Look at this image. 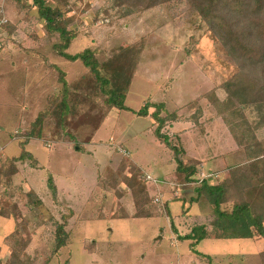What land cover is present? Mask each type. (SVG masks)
I'll list each match as a JSON object with an SVG mask.
<instances>
[{
  "label": "rangeland",
  "instance_id": "374dc122",
  "mask_svg": "<svg viewBox=\"0 0 264 264\" xmlns=\"http://www.w3.org/2000/svg\"><path fill=\"white\" fill-rule=\"evenodd\" d=\"M25 4L18 9L11 0L2 3L8 25L0 35V163L20 154V143L26 140L23 133L47 106V95L58 88V70L51 64L60 66L68 81L85 71L81 62L55 53L57 35L44 30L31 1ZM61 9L64 16L73 18L69 27L75 37L67 48L69 53L91 47L103 59L112 47L141 40L143 48L125 98L128 110L114 108L101 119V106L94 102L70 124L74 139L61 134L53 118H45L42 137L27 139L25 150L36 159L37 167H31L28 159L16 161L18 172L5 190L0 187V193L21 211L19 231L28 242L25 251L40 264H261L257 248L258 243L260 249L264 247V238L260 237V241L202 240L198 249L215 253L210 256L196 251L182 254L187 243L173 244V234H186L197 222H204L213 233V206L204 197L191 202L198 183L176 177L173 151L160 143L152 130L157 122L150 114L135 113L147 101L162 104L161 115L176 110L182 120L174 127L168 121L162 134L183 152V162L197 161L195 177L212 173L207 177L210 183L226 177L227 166L236 162L233 153L238 145L218 115L225 106L212 101L214 97L222 103L226 99L219 85L231 74L233 64L208 37L206 24L197 22L194 15L186 16L182 7L165 12L133 8L131 14L121 16L123 11L113 0H68ZM36 72L44 78L41 92L30 90ZM246 117L253 126L254 112ZM243 120L239 115L229 120L242 137L241 144L250 140ZM241 122L244 127L237 126ZM255 134L263 137L264 130ZM122 160L127 168L133 163L142 174L175 182L170 187L147 182L141 176L148 194L160 196L155 203L159 216L133 217L132 194L121 182L127 170L116 187L109 184ZM172 191L179 200L170 202L169 215L164 201L172 198ZM70 209L72 216L64 227L67 244L54 252L56 228ZM14 228L13 219L0 216L2 264H8L11 252L4 239Z\"/></svg>",
  "mask_w": 264,
  "mask_h": 264
},
{
  "label": "trees",
  "instance_id": "16d2710c",
  "mask_svg": "<svg viewBox=\"0 0 264 264\" xmlns=\"http://www.w3.org/2000/svg\"><path fill=\"white\" fill-rule=\"evenodd\" d=\"M11 1L18 9L24 8L25 3L31 1V5L37 8L38 17L44 23V30L50 35H57V42L53 45L55 53L68 61L81 62L85 71L68 81L64 70L58 65L51 64L58 70L59 86L47 95V106L23 133L26 140L20 143V154L0 163V187L4 190L11 177L18 172L16 161L28 159L31 167H37L36 159L25 150L24 145L29 138L43 136L42 125L45 118H53L55 127L61 130L60 133L72 140L75 136L69 128L70 124L78 115L89 111L94 102L101 106V119L111 109H129L125 104V98L143 48L141 40L124 47H112L103 59H99L98 50L91 47L69 53L67 48L75 37V32L69 27L73 18L64 16L61 9V5H66L68 0ZM49 1H52V4ZM113 4L123 11L121 16L131 14L133 8L140 11L155 9L165 12L182 7L186 16L194 15L198 19L197 22L206 24L208 37L233 64L231 74L219 85L226 93V99L222 103L214 97L212 102L218 107L225 106L218 111V115L222 116L229 126L238 149L233 153L236 162L227 166L226 177L217 183H210L206 179L198 182V178L195 177L197 161L183 162V152L162 134L161 128L168 121L181 119L176 110L161 115L162 104L147 101L135 111L142 116L150 114L154 122H157V126L152 130L159 142L173 151L176 177L178 179L181 177L180 179L186 183H198L194 187L196 196L190 198L191 202L204 197L213 206L214 232H210L204 224H195L188 233L179 236L180 239H191V243L195 244L206 237L264 238V136L257 138L255 134L258 129L264 130V0H113ZM1 16L0 12V18ZM7 25L5 23L3 28H7ZM151 108L153 110L150 112ZM250 109L256 115L253 126L246 117V113L251 112ZM233 115L242 117L246 124V128L242 122L237 124L243 126L245 132H249L246 137L250 140L244 144L243 142L241 144L239 140L241 136L235 132L234 125L229 121ZM241 132L244 136L245 132L242 130ZM125 170L128 173L121 178V182L127 184L132 194L136 209L133 217L159 216V206L148 194L141 179L143 176L141 168L136 164L131 163L127 168L126 161L122 160L109 184L116 187ZM50 186L55 196L56 190L53 185ZM174 191L171 192V199H178L177 196H173ZM0 197L4 199V202L0 203V216L15 221L13 232L4 239V243L11 248L8 264H40L38 258L30 257L25 251L28 242L19 231L21 216L19 207L4 193H0ZM164 203L166 213L170 215L167 200ZM71 216L70 209L63 216V223L56 228L54 252L67 244L68 233L64 227ZM173 229L175 230L174 226ZM259 259L261 264H264V250L260 251Z\"/></svg>",
  "mask_w": 264,
  "mask_h": 264
},
{
  "label": "crops",
  "instance_id": "0c3cea01",
  "mask_svg": "<svg viewBox=\"0 0 264 264\" xmlns=\"http://www.w3.org/2000/svg\"><path fill=\"white\" fill-rule=\"evenodd\" d=\"M137 70V69H136ZM35 74V73H34ZM41 82H43L44 83V78L42 77V76H39V73L38 72H36V74H35V76L33 77H31V87H30V90H33V89H35V92H37V91H40L41 92V90H42V83ZM34 91V90H33ZM127 96V95H126ZM150 112H151V109H150ZM178 113V112H177ZM182 119H180V120H175V121H171L170 122V125L169 126H171V127H174V124H175V122L176 121H181ZM169 123V122H168ZM0 143H3V139H2V137H0ZM3 150V149H2ZM165 200H167V206H168V208H169V211H170V214L172 215V212H171V209H170V202L172 201V200H177V199H170L169 200V198H167V199H165ZM179 200V199H178ZM186 214H188V212L186 213ZM172 217V216H171ZM197 224H204V225H206L204 222H197ZM182 235H184L183 233H181V232H178V234H176V235H172V241H173V244L174 245H176V246H179L182 242H186L187 244H186V248L184 249V253H182V254H185V253H187L188 255L189 254H191L190 252H198V253H201V254H203V255H208V256H210L211 254H215V253H211L212 251H210V250H208V249H203L202 247H201V249H198L199 248V246H200V242L202 241V240H207V239H211V240H213V239H215V238H218V237H206V238H204V239H202V240H200L199 242H197V243H195V244H192L191 242H192V240L191 239H180V237L179 236H182ZM176 236V237H175ZM223 239H226V238H223ZM236 239H239V238H236ZM242 239H244V238H242ZM247 239V238H246ZM251 239H254L255 241H260L261 239H259V237H256V238H251ZM185 240V241H184ZM204 248H209L208 246H206L205 244H204V246H203ZM260 247V244L258 243V248H257V254L259 255V252L260 251H262V250H264V247H262L261 249L259 248ZM189 257V256H188ZM188 257H185L184 259L187 261V258ZM189 261H191V262H196L195 260H193L192 258H189Z\"/></svg>",
  "mask_w": 264,
  "mask_h": 264
},
{
  "label": "built area",
  "instance_id": "2783aa9c",
  "mask_svg": "<svg viewBox=\"0 0 264 264\" xmlns=\"http://www.w3.org/2000/svg\"><path fill=\"white\" fill-rule=\"evenodd\" d=\"M3 1L4 0H0V12H1V14H2V16H1V18H0V35H1V31L3 30V25L7 22V20H6V18L4 17V14H3V9H2V3H3ZM124 150L122 149V152H123ZM125 152V151H124ZM123 152V153H124ZM124 154H126V153H124ZM207 177H212V173H206V174H204V173H201V176H199V178H198V182H201L202 180H204V179H206V180H209ZM142 178H144L147 182L149 181H152L154 184H158V183H165V184H169V186L171 187V185H172V187H174L173 185H175L174 183L175 182H167L166 180H164V181H161V180H157L156 178H154V177H152L150 174H147V173H144L143 174V176H142ZM177 186V185H176ZM159 195H157V196H155L154 197V202L155 203H157V202H159L160 200H159Z\"/></svg>",
  "mask_w": 264,
  "mask_h": 264
}]
</instances>
